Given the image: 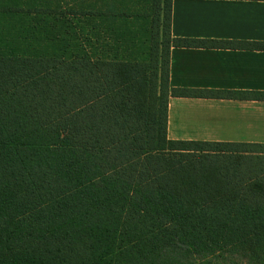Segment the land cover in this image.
Returning a JSON list of instances; mask_svg holds the SVG:
<instances>
[{
  "label": "trees",
  "instance_id": "1",
  "mask_svg": "<svg viewBox=\"0 0 264 264\" xmlns=\"http://www.w3.org/2000/svg\"><path fill=\"white\" fill-rule=\"evenodd\" d=\"M29 1L0 0L17 19L0 35V264H264V144L167 138L169 97L264 101L169 88L171 47L264 42L171 37V0H151L139 54L118 0Z\"/></svg>",
  "mask_w": 264,
  "mask_h": 264
},
{
  "label": "crops",
  "instance_id": "2",
  "mask_svg": "<svg viewBox=\"0 0 264 264\" xmlns=\"http://www.w3.org/2000/svg\"><path fill=\"white\" fill-rule=\"evenodd\" d=\"M170 34L264 42V1L171 0ZM168 85L264 92V50L171 47ZM167 138L264 144V101L169 97Z\"/></svg>",
  "mask_w": 264,
  "mask_h": 264
},
{
  "label": "rangeland",
  "instance_id": "3",
  "mask_svg": "<svg viewBox=\"0 0 264 264\" xmlns=\"http://www.w3.org/2000/svg\"><path fill=\"white\" fill-rule=\"evenodd\" d=\"M70 1V0H66ZM19 8H27L30 4H32L29 0H18ZM59 4L63 5V2L60 1ZM117 12L121 15H129L127 19H122L121 23L125 22V27H128L131 30V34H134L136 37V46L135 52L142 53L147 48V39L148 34L145 29L148 26V21L150 20V16L152 14L151 9V0H118V3H115ZM1 17V16H0ZM17 19H9L5 23H2L0 20V35L2 37H10L11 34L5 36V34H9L13 32L14 25ZM124 25V24H121ZM15 31V30H14ZM14 34V32H13Z\"/></svg>",
  "mask_w": 264,
  "mask_h": 264
}]
</instances>
